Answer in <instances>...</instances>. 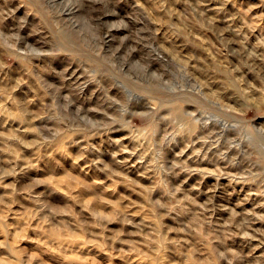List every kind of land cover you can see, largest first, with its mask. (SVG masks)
<instances>
[{"label":"rangeland","instance_id":"obj_1","mask_svg":"<svg viewBox=\"0 0 264 264\" xmlns=\"http://www.w3.org/2000/svg\"><path fill=\"white\" fill-rule=\"evenodd\" d=\"M0 264H264V0H0Z\"/></svg>","mask_w":264,"mask_h":264},{"label":"bare ground","instance_id":"obj_2","mask_svg":"<svg viewBox=\"0 0 264 264\" xmlns=\"http://www.w3.org/2000/svg\"><path fill=\"white\" fill-rule=\"evenodd\" d=\"M188 76V75H187ZM220 118V117H219ZM224 118V117H223ZM214 120H215V118H214ZM206 121V120H205ZM218 121V120H217ZM221 121V120H220ZM210 124V123H209ZM220 125H222V124H220ZM205 126V125H204ZM203 127V126H202ZM226 128H224V130H225ZM223 130V131H224ZM233 151V150H232ZM206 154V153H205ZM226 156V155H225Z\"/></svg>","mask_w":264,"mask_h":264}]
</instances>
